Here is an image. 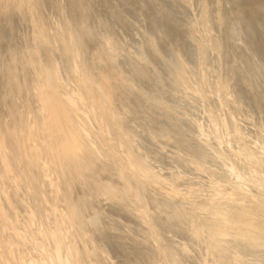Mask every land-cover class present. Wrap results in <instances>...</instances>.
I'll return each mask as SVG.
<instances>
[{"label": "rangeland", "instance_id": "374dc122", "mask_svg": "<svg viewBox=\"0 0 264 264\" xmlns=\"http://www.w3.org/2000/svg\"><path fill=\"white\" fill-rule=\"evenodd\" d=\"M131 4H136V8ZM41 32L49 44L44 42ZM201 44L205 58L201 84H205L207 104L199 100L193 88L198 81L197 48ZM209 44L221 58L223 92L233 102L228 108L241 125L249 127L243 129V134L247 133L241 134L244 139H237L239 134L231 132L238 136L233 147L237 149L238 143L242 149L251 146L254 156L264 157V0H138V3L135 0H0V132L7 131L3 140L10 156L5 168L0 163V188L1 192L7 188L11 202L18 208L17 214L1 195L4 206H0L5 211L8 207L15 223L11 226L36 230L39 222L46 235L44 245L48 248L52 245L50 249L56 253L63 252L60 253L63 260H67V254L74 255L77 260L74 264H156L157 261V264H203L204 258L208 264H264V201L252 205L242 198L245 194L234 195L246 205L253 222L239 210L238 202L209 198L208 191L224 189L212 188L209 182L215 178L225 184L221 162L209 158L213 155L206 146L188 133L197 132L195 126L194 129L183 127L177 119L184 117L180 112L185 111L193 121L202 116L206 123L199 102H203L205 110H209L207 106H219L213 98L214 84H219V60L209 52ZM23 60L33 62L37 78L29 70V62L21 66ZM39 60H54L49 62L52 66L41 64V74L45 78L54 76L58 84L55 90L67 96L59 98L55 107L47 102L45 122L41 98L45 102L47 86L43 90L39 68H35ZM33 80L35 84L39 82L37 88L43 96H39ZM209 82L213 96L207 90ZM182 89H187L192 104L183 98ZM69 93L79 100L83 110L87 109L92 120L84 112L81 114L79 104L69 98ZM72 103L79 114L71 112ZM97 108H101V114ZM109 110H115L117 116H113V111L111 118L123 132L111 124ZM217 112L221 114V108ZM51 114L62 126L64 118L77 124L73 131L79 136L74 135L71 142L75 156L68 153L73 148H68L67 142L62 152L58 150L57 124L53 126ZM71 114L79 116V120ZM226 115L230 116L227 108ZM83 120L89 122L93 132L85 130ZM93 120L103 134L106 147ZM109 150L117 154H111L113 160L109 158ZM87 152L93 163L85 166L79 158L89 160ZM113 162L121 170L123 164L131 170L135 178L123 170L131 188ZM92 164H98L103 174H95ZM50 168L60 190H57L60 200L55 199V206L63 214L59 216L56 211L55 218L51 211L53 190L49 188L51 184L47 186V178L53 180L48 172ZM73 168L83 170V175L75 174ZM214 168L221 172H215ZM43 170H47V178ZM177 170L189 178H179ZM149 181L155 184H147ZM225 188L234 193L239 191L236 186ZM253 190L261 197V189ZM134 191L137 200L131 196ZM187 191L192 192L185 196ZM175 194L194 198L181 200L183 196L173 198ZM137 204L149 215L153 225L151 234L140 221L143 218ZM55 220L62 225L58 228L62 233L60 239ZM9 224L1 222L0 217V264H18L20 257L32 256L27 245H22L14 234L11 236L13 228ZM50 232L52 237L57 236L55 244L51 238L47 240ZM150 235L159 242L162 254L154 251L157 248H153ZM65 250L69 253L65 254Z\"/></svg>", "mask_w": 264, "mask_h": 264}, {"label": "bare ground", "instance_id": "6f19581e", "mask_svg": "<svg viewBox=\"0 0 264 264\" xmlns=\"http://www.w3.org/2000/svg\"><path fill=\"white\" fill-rule=\"evenodd\" d=\"M135 1H137V3H138V0H135ZM130 6L133 9L136 8L135 7L136 4H131ZM127 7H129V6H127ZM195 18H196V16H195ZM195 22H196V20H195ZM32 24H33V26L36 25V21L34 19L32 21ZM40 35L42 36L44 42L49 44L50 41L47 38V36L44 34V32H41ZM209 42H211V38H209ZM203 44H205V42H203ZM203 44H201V46L198 45L199 47L197 48L198 64H199V66H198L199 69L197 71L198 81L196 80L197 84H193V82L191 84H193V88H195L194 93L197 94V96H199V100H203V102H205V104H207L209 102V99L207 100V98H205V84H201V82H203V68H201V66H202V64H203V66L205 65V58H204L203 52L201 50V48H203ZM211 45L212 44H209V46H207V48H209V52H213V54H215V56H217V52H215V50H213L214 46H212L213 47L212 48ZM217 60H219V62H217V64H219V66H217L218 67L217 70H219V72H217V74H219V76H217V80H219V84H217V82H215V84H214L215 85V87H214L215 96H213L214 92H211V83L210 82H209V86H207V90H209V96H213V98H215V100H217V104H219V106L217 107V106H215V104H214L213 108L210 106L209 107L207 106V108H209V110H211V112H209V110H205V108H203V102H201V101L199 102V107H200L199 110H201V112H203V115L205 116V118H207V122H209V124H207V122L205 123V120H203L202 116H199V117H201V119L199 118L200 120L195 119L193 121L192 118L187 116L185 111L183 113L180 112L184 117H182V118L177 117V119L181 122L180 125L183 127L189 126V128L190 127L193 128V126H195V129L194 128L193 129L197 130V132L194 131L193 133L192 132H188V133L191 134V136H193V138H196L195 140L199 144H201L203 146L205 145L206 146L205 148H207V150H209V152H211L210 155L212 154L213 156H215V157L209 156V158H214L216 160L215 161L216 163L221 162V168H223V174L226 177V182H225V184H222L219 182V180H215V178L211 177V178H213V180H209V182L212 185V188L215 186L217 188V186H218V187H223L224 189H226L225 187H228V188L230 187L232 189V186H234V187L236 186L237 189L239 190L237 193H234L231 191H226L224 189H223V191L216 190V192H215L213 190L208 191L206 188V191H208L207 194H211V196H209V198H212L213 196H215V198L213 200H216L218 202H219V200H226V201H230L233 203L238 202V204L241 205V207H239V210H243V212H245V214H247V212L249 210L247 207H245L246 205L243 204V202L240 200V198L235 197L234 195L238 194V193H243V195L245 194L244 197H242V198H245L244 200H247V202L249 204H252V205H255L253 202H260L261 200L264 201V171H263L264 157L254 156L253 152H252L253 148L251 146H249L248 148L245 147L242 149L240 147V144L238 143L237 149H234V147H233V143L236 142V141H234V139L237 138L238 136H233V134H231V132H237V134H239V137L237 139H244L243 136L246 135L247 133L243 134V132H245V130H247L249 127L246 128L245 126L241 125L239 123V121L236 119L235 115L228 108V105H230V103H233V102H231V96H225V92H223V82L221 80V65H222L221 64V58H219V56H217ZM27 62H29V70H31V72H33V62H31V60H27ZM27 62H25V60H23V62H21V66H27ZM49 62L53 63L54 60H49ZM49 62H47V60H43V62H41V60H39V64H37V62H35V68H39V76H41L44 83L47 82V84H43V82H41V78H39V82H41V86H43V90H45V86H47V92H45V94H47V96H45V102H43V98H41V110H43V122H45V110H47V102H51V104H53V107H55L57 104L56 102H57V100H59V98H67V96H65L64 93L58 92V90H55V86L58 87V84H57L54 76H53V78H45V76L43 74H41V72H43V70H41V64H43V66H52V64H49ZM75 67L77 68V66H75ZM81 70H83V68H81ZM205 72H207V67H205ZM33 74H35V72H33ZM207 74H208V72H207ZM35 78H37V74H35ZM39 82H37V84H35V80H33V84H35V88H37V86H39ZM49 82H51V84H49ZM217 86H219V87H217ZM49 88H53V90H49ZM85 88H87V86H85ZM93 88H97V84H93ZM189 89L191 90V88H189ZM99 90H101V88H99ZM185 90H187V89H182V92H183V94H185V96H183V94H181V96H183V98H187L190 100L191 98H189V96H187V92H185ZM199 90H201V92H199ZM37 92H39V88H37ZM81 92H83V88H81ZM227 94H229V92H227ZM39 96H43V92H39ZM68 96H69V98H73V100H75V102H77V104H79V100H77V98H75V96H71V93H69ZM77 96H79V95H77ZM89 96H91V94H89ZM91 98H93V96H91ZM219 98L221 100H219ZM93 100H95V98H93ZM190 101H192L191 102V104H192L193 100H190ZM43 104H45V106H43ZM221 104H223V106H221ZM72 105H73V110H71V108H69V106H67V108H69V110H71V112H77V108H79V110H81V114H82V112H84L85 114H87V116H89V118H91V115L89 114V112H87V109L83 110V106H81V104H79V106H77V108H75V104L72 103ZM109 106H110V104L108 105V108H109ZM112 108H113V106H112ZM217 108H221V114H219V112H217ZM226 108L228 109L230 116L226 115ZM49 110H51V108H49ZM97 110H99V113L101 114V108H97ZM213 110H215V114H213ZM113 111L115 112V110H113ZM113 111L109 110V120H111V124H115V126H117V122H113V118H111V112H113ZM201 112H199V113H201ZM77 114H79V111L77 112ZM71 116H73V114H71ZM113 116H117L116 112H115V115H113ZM215 116H217V118H215ZM73 118H75V120H79V116H73ZM230 118H232V119H230ZM51 120H53L52 114H51ZM55 120H57V119H55ZM55 120H53V122H54L53 126H55V124H57V126H55V128H57V130H55V133H56V137L58 139V142H57L58 150H61V152H62V150L64 148L63 145L66 146V142H67V147L73 148V150L69 151L68 153L72 156H75V154H74L75 153V146H73V144H71V142L73 141V136L75 135L73 128H77V124L74 123L73 120L69 121V120H66L64 118V120H63L64 126H62L59 124L58 120H57L58 123L55 122ZM91 120H92V118H91ZM83 122H85V120H83ZM130 122H129V124H130ZM173 122H174V119H173ZM189 122H191V124H189ZM47 124H49V122H47ZM93 124H95V120H93ZM203 124H205V126ZM231 125L233 126V130L231 129V131H230ZM85 126H87V128H85V130H87V132H93V130H91V126H89V122H85ZM95 126H97V124H95ZM127 126H129V125H127ZM117 128H119V126H117ZM147 128H148V126H147ZM189 128L187 130H189ZM243 129H245V130H243ZM97 130H99V126H97ZM119 130H121V128H119ZM119 130H117V132H119ZM211 130H213V132H211ZM75 131H76V129H75ZM181 131L183 132L182 129H181ZM5 132H7V131L1 130V132H0V160H1L0 163H1L2 167H4V166L6 167V163L10 159V156L8 154V151H7L8 150L7 146L5 145V142L3 140V136H5ZM50 132H51V130L49 131V133ZM58 132H61V134L58 135ZM77 132H78V130H77ZM121 132H123V130H121ZM99 134H101V130H99ZM210 134H211V137H210ZM241 134H243V136H241ZM255 134H256V132H255ZM75 136L78 138L79 135L76 134ZM121 136H123V138H127V136H125V134H121ZM5 138H7V136H5ZM229 140H231V142ZM101 141L103 142V144L105 146V141L103 140V134H101ZM237 141H239V140H237ZM85 142H87V141L85 140ZM85 142H82V144H85ZM256 142L253 141L252 142L253 145L254 144L257 145ZM262 143H263V141H262ZM259 146H261V145H259ZM29 147H31V144ZM77 148H79V146H77ZM249 148H251V150ZM261 148H262V146H261ZM107 150H108V148H107ZM263 150H264V146H263ZM27 152H28V150H27ZM129 152H131V150H129ZM111 154H113V153L109 150V158H111ZM88 155H90V156H88ZM79 156H81V154H79ZM113 156H117V154H113ZM87 158H90V159L85 160V158H79V162H81V164H85V166L88 165L89 163L90 164L93 163L92 156H91V154H89V152H87ZM205 158H207V156H205ZM83 160H85V162H83ZM111 160H113V158H111ZM117 160H119V158H117ZM43 162H45V160H43ZM123 162H125V160H123ZM202 162H205V160H202ZM205 163H209V162H205ZM205 163H202L203 166L208 165V164L205 165ZM93 165L95 168V174H103V172H101V170H99L98 164H92V166ZM113 166H117V164H115V162H113ZM122 166H123V170H125V172H126L127 168H125V164H123ZM48 167H49V163L47 162V168ZM117 168H119V166H117ZM209 168H213V166H209ZM209 168H205V170H209ZM217 168H219V166H217ZM217 168H214L213 170H215V172H221V170H217ZM92 169H93V167H92ZM50 170H51V168H50ZM50 170L48 172H49V174H51V176H53V178H52L53 180H49V178H47V170H43V174H45V178H47V186H49V184H51V186H49V188H51V190H53V192L50 191L51 195H53V209L51 211H53V218H55V216L57 214H59V216H63V214H61V212H59V210H57V206H55V202L60 200V197L57 195V190H59V186H55L57 184V182H55V174H53V170H51V171ZM73 170H75V174L83 175V170H79V168H73ZM119 170H121V168H119ZM123 170H121V172H123ZM153 170H151V174H153ZM4 172H5V170H4ZM125 172H123V180H125V182H127V186H129V178H125ZM127 172H129V174H131V170H127ZM145 172H147V170H145ZM179 172L180 171L177 170V176H179V178H189L186 175L181 176V174H184V173L181 172V174H179ZM131 176H133V174H131ZM173 176H175V174H173ZM133 178H135V176H133ZM191 180H194V179L191 178ZM3 181H4V179H3ZM53 182H55V184H53ZM169 182H165V183L169 184ZM213 182H215V184H213ZM200 183H203V182L201 181ZM204 183H206V182H204ZM141 184H143V182H141ZM147 184H149V185L153 184L154 185L155 183L153 181H149V182H147ZM171 184H176V183L171 182ZM128 188H131V186H129ZM133 188H135V187H133ZM167 188H169V186H167ZM253 189H255V191H256V189L257 190L261 189L262 191L261 190L260 191L262 193L259 191L261 193V197L256 195L253 192L254 191ZM196 190H201V189H196ZM19 192H20V190H19ZM163 192H165V190H163ZM181 192H182V190H181ZM189 192H192V191L185 192V196H187V194H189ZM169 194H173V192H169ZM169 194H166V195L164 194V195L165 196H171ZM193 194H195V191L193 192ZM0 195L3 196L2 198L5 199V203L7 200H9L8 205L11 204L10 210L13 209V212L15 213V211H17L18 208L16 209V207H15L16 205H14L13 202H11V197L7 193V188H5V190H3V192H1V188H0ZM131 196H133V200H137V192H135V194H131ZM182 196H183V194H175V196H173V198H181ZM185 196H183V199H181V200H191V198H194L193 196H191V198H185ZM236 196H238V195H236ZM6 198H7V200H6ZM61 198H63V197H61ZM55 199H56V201H55ZM1 200L2 199H0V203H1L0 205L4 206V204L2 203ZM139 200L141 201L140 198H139ZM22 204L25 206V202H23ZM63 204H65V200H63ZM252 205H251V208H252ZM49 206H51V204H49ZM73 206H74V204H73ZM137 206H139V204H137ZM6 209L7 210L5 211V208H4V210H2V207L0 208L1 222H3V220H4L5 223L6 222H7V224L10 223L9 226L8 225L7 226L10 228H13L12 234L10 233V230H9V233L11 234V236H13V234H14L15 235L14 237H16V239L22 245H24V244L27 245V248L30 250V252H32L31 258L23 259V257H20V259L18 260V264H74L73 262L75 260V256L73 255V257H72L71 254H67V253H69V252H67L68 250H65V254H67V255H65V256H67V260L66 259L63 260L62 255H61L63 252L62 253L60 252L61 254L59 252L56 253L53 248L50 249V247L52 245L49 246V248L44 245V241H46V235L44 234V232H42L41 224H39V222L37 224V229L35 227L36 230H32L30 227H27V228H29V230L25 229V228H23V230H19L18 226L16 229L15 226H11L12 223H13V225L15 224L14 219L11 216V214L9 213L10 211L8 210V207ZM63 210H64V208H63ZM139 210H141V216L143 218V220H140V221L142 222L143 225L147 226L148 232H149L148 234H151L152 231H150V230L153 229V225L149 221V215H147V212H145V210H143V208H141V206H139ZM56 211H57V214H56ZM66 212H67V210H65V213ZM15 214H17V213H15ZM51 214H52V212H51ZM18 217H19V215H18ZM31 218H33V216H31ZM65 218H67V214H65ZM247 218H251V220H253V216H249V214H247ZM33 220H35V218H33ZM57 220H59V218H57ZM57 220H55V223H56L55 226H57V228H55V230L57 229V232H59V239H60L62 233H61V230H59L58 228H60L62 225L59 226V224H57ZM29 222L31 223V220ZM35 222H37V221L35 220ZM61 222H63V220H61ZM65 222H67V221H65ZM245 222L249 223L250 221L245 220ZM253 222H255V220H253ZM69 224H71V222H69ZM71 228H73V226H71ZM46 229H47V227H45V230ZM66 230H67V226H65V231ZM73 232H75V230H73ZM195 232H197V230H195ZM51 234H53V232H50L47 234L48 235L47 240L49 241V238H51L52 242L56 241L57 236L55 235V237H52ZM75 234H77V232H75ZM71 236H73V234H71ZM77 236L79 237L78 234H77ZM153 236H157L155 234V232H153ZM153 236H151V239L153 242V248H157V250H154V251H157V253L161 252L160 254H162L163 250L160 249L161 246H159V242L155 241ZM71 240H73V242H75V236H73V238H71ZM16 242H15V244H16ZM53 243L55 244V242H53ZM82 247H83V245H82ZM63 248H65V246H63ZM73 248H75V246H73ZM52 249H53L54 253L51 251ZM83 249H84L85 256H86L87 260H89L90 256H87V250H85V246L83 247ZM73 252H75V250H73ZM0 256H1V254H0ZM203 260H204L203 264H208L207 262H205V258ZM75 262H77V260H75ZM157 262H156V264H157ZM93 264H95V262H93Z\"/></svg>", "mask_w": 264, "mask_h": 264}]
</instances>
